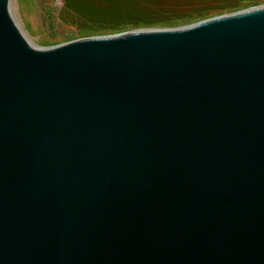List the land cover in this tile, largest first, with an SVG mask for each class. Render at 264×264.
<instances>
[{
  "label": "water",
  "instance_id": "obj_1",
  "mask_svg": "<svg viewBox=\"0 0 264 264\" xmlns=\"http://www.w3.org/2000/svg\"><path fill=\"white\" fill-rule=\"evenodd\" d=\"M0 264H264V4L41 46L0 0Z\"/></svg>",
  "mask_w": 264,
  "mask_h": 264
},
{
  "label": "trees",
  "instance_id": "obj_2",
  "mask_svg": "<svg viewBox=\"0 0 264 264\" xmlns=\"http://www.w3.org/2000/svg\"><path fill=\"white\" fill-rule=\"evenodd\" d=\"M60 9L62 24L76 26L78 34H70L65 41L76 37H91L106 32L122 33L140 28H171L193 24L201 20L233 13L264 4V0H219L196 7L183 1L167 0H63ZM223 2V3H222ZM51 27L57 31L61 25L54 21L49 11ZM120 19L115 22L114 20ZM111 21V22H110ZM102 23L95 26L93 23ZM104 30V31H102ZM53 42L51 44H58ZM60 44V43H59ZM45 45V44H44Z\"/></svg>",
  "mask_w": 264,
  "mask_h": 264
},
{
  "label": "rangeland",
  "instance_id": "obj_3",
  "mask_svg": "<svg viewBox=\"0 0 264 264\" xmlns=\"http://www.w3.org/2000/svg\"><path fill=\"white\" fill-rule=\"evenodd\" d=\"M167 1H178V0H167ZM185 3H190L196 7H201L218 2L219 0H180ZM253 1V0H249ZM64 2V1H63ZM63 2L57 3V0H11L12 13L16 22L20 28L26 33L28 38L38 45L52 46L53 42L65 43V38L70 37V34H78L79 29L74 27H67L62 24L60 8L58 6H63ZM223 3V2H222ZM263 5V4H260ZM258 6V5H257ZM54 14V21L61 25L57 27V31H54L51 27L52 20L50 19L49 11ZM115 22L120 21V19L114 20ZM111 22V21H110ZM95 26L102 25V23H93ZM104 31V30H102ZM117 34L112 32H106L100 35L103 36ZM92 37V36H91ZM83 37H76V39ZM85 38V37H84ZM75 40V39H73ZM72 41V40H70ZM58 43V44H59ZM57 45V44H56Z\"/></svg>",
  "mask_w": 264,
  "mask_h": 264
},
{
  "label": "bare ground",
  "instance_id": "obj_4",
  "mask_svg": "<svg viewBox=\"0 0 264 264\" xmlns=\"http://www.w3.org/2000/svg\"><path fill=\"white\" fill-rule=\"evenodd\" d=\"M11 7H12V5H11ZM14 15V14H13ZM16 18V17H15ZM41 46H45V45H41Z\"/></svg>",
  "mask_w": 264,
  "mask_h": 264
}]
</instances>
